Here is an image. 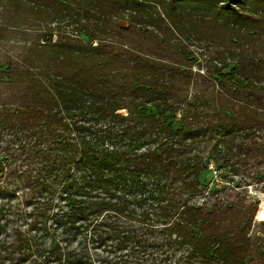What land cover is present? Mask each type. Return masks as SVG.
<instances>
[{"label": "trees", "instance_id": "trees-1", "mask_svg": "<svg viewBox=\"0 0 264 264\" xmlns=\"http://www.w3.org/2000/svg\"><path fill=\"white\" fill-rule=\"evenodd\" d=\"M6 1L0 264H264V0Z\"/></svg>", "mask_w": 264, "mask_h": 264}, {"label": "rangeland", "instance_id": "rangeland-1", "mask_svg": "<svg viewBox=\"0 0 264 264\" xmlns=\"http://www.w3.org/2000/svg\"><path fill=\"white\" fill-rule=\"evenodd\" d=\"M12 9L13 7L6 0H0V21H6V19H8L9 17L8 16L9 10L12 11ZM3 53L4 52L2 53L0 52V56ZM199 62H202V61L198 57L197 63ZM197 63L194 65L193 71L203 73V69L202 68L200 69ZM201 64L203 66V64L205 63H201ZM234 180H235L234 181L235 185L240 182L238 179H234ZM201 183L206 193L196 198V201L199 203H202L204 198L209 203L213 202L214 200H213L212 195L214 194L215 191L222 189L224 186L232 184L231 179L225 177L223 173L217 172L215 168L212 166H209V170L202 175ZM260 188H261V184L257 185L256 183L254 185L248 186L245 190H242V191L241 189H238V190L247 196L246 198L248 201H259L260 202L259 209L255 216V221H254L253 228H252V234L264 236V220H261V218L258 215V212L261 209L262 204L264 203V192H262Z\"/></svg>", "mask_w": 264, "mask_h": 264}, {"label": "bare ground", "instance_id": "bare-ground-1", "mask_svg": "<svg viewBox=\"0 0 264 264\" xmlns=\"http://www.w3.org/2000/svg\"><path fill=\"white\" fill-rule=\"evenodd\" d=\"M259 217L261 218V220H264V203L261 206V209L258 212Z\"/></svg>", "mask_w": 264, "mask_h": 264}]
</instances>
